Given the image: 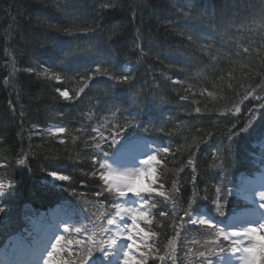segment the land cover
Returning a JSON list of instances; mask_svg holds the SVG:
<instances>
[{
    "label": "trees",
    "instance_id": "trees-1",
    "mask_svg": "<svg viewBox=\"0 0 264 264\" xmlns=\"http://www.w3.org/2000/svg\"><path fill=\"white\" fill-rule=\"evenodd\" d=\"M109 2L115 7H102V3ZM260 2L0 0V165H5L0 167V180L11 179L16 185L15 193L4 198L9 210L3 216L7 227L0 229V240L27 222L24 219L26 205L42 213L69 200L81 199L72 195V189L84 193L82 199L86 201L98 199L95 193L103 188V183L98 177L83 174L92 170L90 161L83 159L85 154L91 153L85 141L90 142V136L95 135L91 129L117 109L120 110L118 115L134 116L139 125L128 129L125 135H138L158 147H169L174 152L193 138L201 139L198 148L192 149L198 162L196 175L201 196L207 194L211 198L220 172L211 167L213 154L223 140L226 126L230 127L231 120L236 119L221 117L219 113L239 102L245 89L258 88L264 79L261 72L264 69V20L258 10ZM134 4L138 7H133ZM49 24L57 27L50 28ZM65 28L70 29L71 34L64 32ZM113 29L117 35L110 40ZM189 35L195 43L188 40ZM201 45L205 46V51H201ZM245 47L250 48L248 53L243 52ZM98 63H103L113 75H133L134 89L127 85L113 87L114 81L96 77L75 101L59 98L57 87L76 89L79 86L77 74ZM124 65L129 69L124 70ZM241 65L254 69L251 79L242 74L245 70ZM29 68L31 72L27 71ZM45 69L62 78L71 77V81L58 83L38 75ZM230 73L234 79H230ZM174 80L183 84H173ZM229 82L232 88L227 87ZM101 89L107 90L108 95L97 105L96 97ZM204 89L214 91L216 99L201 96ZM182 95L188 99H180ZM261 103L264 101L249 98L241 105L235 131H239L253 112L255 118L247 133L234 138L225 163V186L235 182L238 176L251 173L252 161L264 157ZM196 107L201 108L200 113L195 112ZM90 110L92 119L87 118ZM51 125H59L66 131L57 135L46 133ZM176 125H181L179 133L165 134L174 131ZM160 128L165 132H159ZM61 139L65 144L59 143ZM22 149L32 155L28 158V167L19 168L16 159ZM161 156H164L162 152L159 158ZM186 158L187 153L180 157ZM167 159L169 164L160 168V172L172 182L175 165L171 157ZM51 171L69 175L72 180L52 181L48 175ZM190 173L191 169H186L181 178L187 180ZM164 184L170 188L167 181ZM190 192L191 185H188L185 195ZM110 200L112 196L105 204L109 205ZM200 200L201 206L212 205L211 199ZM164 207L158 204L149 217L140 222L143 228L156 233L150 243L164 249L160 255L165 253L167 241L173 235L171 227L161 223L167 221L158 215ZM149 264L153 262L150 260Z\"/></svg>",
    "mask_w": 264,
    "mask_h": 264
},
{
    "label": "snow or ice",
    "instance_id": "snow-or-ice-1",
    "mask_svg": "<svg viewBox=\"0 0 264 264\" xmlns=\"http://www.w3.org/2000/svg\"><path fill=\"white\" fill-rule=\"evenodd\" d=\"M102 7L114 8L115 5L110 2L102 3ZM133 7H138V5L134 4ZM258 10L261 19L264 20V0H261ZM48 27L56 28L57 26L49 24ZM92 30L88 29V31ZM63 31L71 34V30L68 28L63 29ZM116 35L117 32L113 29L109 39L111 40ZM187 38L190 42L195 43L193 36L189 35ZM136 47L139 48L140 46L136 45ZM200 48L201 51L206 50L203 45ZM249 51L250 48L248 47L243 49L244 53ZM212 59H216V57H212ZM241 68L245 70L242 74L251 79L254 69H250L248 65H241ZM27 71L31 72L32 69L29 68ZM261 72H264V69H261ZM38 75L58 83H63L64 80L71 81V77L62 78L60 74L47 69ZM96 77H107L114 81L113 87L127 85L130 89H134L135 77L133 75L130 73L119 76L113 75L108 68L104 67L103 63H98L94 68L85 69L77 74L79 86L76 89L57 87L56 92H58L59 98L64 101H75L90 87L88 82ZM165 79H169V77H165ZM230 79H234V75L231 73ZM172 83L183 84L180 80H174ZM227 87L232 88V83L229 82ZM259 92L264 93V83L259 86ZM106 95H108V91L101 89L99 96L96 97V104H101L102 98ZM200 95H206L213 100L216 99V93L207 89L201 90ZM249 98L264 101V95L258 94L256 87H251L245 89L239 102L234 103L231 107H225L219 113L221 117H227L230 120L232 117H236V119L231 120L230 127L226 126L223 140H226L227 143L222 140L213 154L211 167L220 169V172L217 173L219 182L213 186L214 194L211 198L207 194L201 196L196 175L198 162L196 153L192 149L198 148L202 142L201 139L193 138L190 143L186 142L180 145L174 152L169 147L155 148L152 154H147L146 159H140L139 154L142 150L145 147L153 149V145L146 144L143 138L138 135H125L128 129H136L139 125L135 122L134 116L118 115L120 110L117 109L112 112L110 117H105L103 123L92 128L91 132L95 135L90 136V142L85 141V147L90 148L91 153L85 154L83 159L90 161L92 170L90 172L85 171L83 174L86 177L89 175L98 177L104 185L99 192L95 193L98 197L97 200L85 201V204L91 207L105 209L91 214L92 219L89 220L91 229L83 223L76 226L73 221L78 218L80 210L70 202H65L58 206V210L67 219L60 218L57 220L53 235L47 239L32 240L18 234L19 239L10 237L5 247L16 248L22 245L30 249L34 259L29 264H41V261L43 264H118L119 260H122L123 264H149L150 260L153 264L155 261H160L163 264L166 259H171L173 264H176L175 253L179 242L181 239H188L187 234L190 231H195L203 242L201 243V240L195 238H191L189 242L194 246L199 245L203 250L190 249L189 251L194 252L200 258L199 264H213L212 257H218L217 264H232L233 260L237 264H264V172L260 173L259 184H254L245 177H242L240 184L233 188H226L223 183L226 172L225 163L231 154L234 138L241 133H247L255 118L253 112L247 122L239 127V131H235L239 123L238 114L242 111L241 105ZM180 99L187 100L188 97L182 95ZM133 102L135 103V101ZM259 108L264 109V103H261ZM249 111L253 110L249 109ZM195 112L200 113L201 108L196 107ZM53 115H57V113H53ZM87 118L92 119L91 110ZM219 126L217 123V128ZM180 129L181 125H176L174 131H168L165 134L172 136L179 133ZM144 130L147 131V129ZM65 131L64 127L56 129L57 133H65ZM158 131L163 133L165 129L160 128ZM196 131H200V129ZM49 134H52L51 131ZM208 134L211 135V133ZM185 139L187 141V138ZM59 143L63 145L65 141L61 139ZM29 147L31 148V145ZM161 152L164 156L158 159ZM185 153H187L186 160L180 159ZM30 155L32 153L22 149L16 159V164L21 167H28ZM113 156L127 159L130 162L138 161L144 167L120 171L109 163V158ZM167 157H171V163L175 165L171 191L164 190L165 185L160 182L163 177L158 172V168H166L169 164L170 161ZM261 164L264 166V158H262ZM4 166L0 165V167ZM186 169H191V173L187 180H183L181 173H184ZM48 175L58 181L71 182L72 180L69 175L59 174L56 171H51ZM138 182L146 183L144 186L138 187ZM188 185H191V192L190 195H185L188 192ZM15 188L16 185L13 180H0V229L7 227L3 216L8 212L9 206L4 202V198L13 195ZM204 191L207 193V188ZM129 193L137 197V208L129 206L126 211H123L121 203L110 200L111 210H108L105 200H108L112 195L124 198ZM72 195L82 199L84 193H77L75 189H72ZM153 196L162 198L165 207L158 212V215L167 221V223L161 221L163 226L171 227L173 233L172 238L167 241L165 255H160V252L164 251L160 245L154 246L149 243L156 233L151 229L146 230L138 224V218L148 215L145 206L150 209L157 208L159 202L149 203V197ZM101 197L102 199H99ZM229 197H241L248 203L229 208ZM200 199H211L212 210L216 216L223 218V223H218L215 217L208 214L212 210L197 207ZM168 205L171 207L168 208ZM245 215L248 217L258 216V218L255 220L244 219ZM34 216L43 218L44 214L26 205L25 219H31ZM129 219L131 226L127 223ZM148 223L151 221L149 220ZM114 256H118V259L113 260ZM13 264H18V262H13Z\"/></svg>",
    "mask_w": 264,
    "mask_h": 264
},
{
    "label": "rangeland",
    "instance_id": "rangeland-1",
    "mask_svg": "<svg viewBox=\"0 0 264 264\" xmlns=\"http://www.w3.org/2000/svg\"><path fill=\"white\" fill-rule=\"evenodd\" d=\"M7 83H8V85H10L11 81L9 79H7ZM262 83H264V79H263ZM257 92L260 95L263 94V93L259 92V87L257 88ZM250 99H252V98H250ZM252 100L253 101H257V100H254V99H252ZM57 128H59V126H50V127H48L45 130V132L49 133V131H51L52 134H56L57 135V134H59V133L56 132ZM146 144L153 145V149H149L147 147L145 149H143L144 152L142 154H139V158L140 159H146L147 158V154H152L155 148H159L158 144H156L155 142H152V141H146ZM159 156H160V153L158 155V159H159ZM262 158H264V157L261 156V157H258V158L254 159L252 161V172L249 173L248 178L246 176H240L235 182L230 183V184H228L225 187L226 188H233L234 186L239 185L242 177L247 178L248 181H250V182H252L254 184H259V182H260V173L264 172V166H262V164H261ZM114 160H115V156L110 157L109 158V163H111L113 165V167L117 169V167H116L117 164L116 165L113 164ZM18 167L21 168V166H19V165H18ZM141 167H144V166L138 165L137 167H126V168L127 169H134V168L138 169V168H141ZM120 171H122V169H120ZM158 172L163 177V179L160 182L161 183H164V182L166 183V181H167L169 183V185H170V188L167 189L165 187L164 190L171 191V183L172 182H170V177L166 176L165 173L164 174L161 173L160 172V168H158ZM51 180L52 181H57V180H54L52 177H51ZM144 183H146V182H143L142 185H137V186L138 187H142V186H144ZM103 187H104V185H103ZM112 200H115L116 202L121 203L122 206H123V209H122L123 211H126L129 206H131L132 208H137L138 207L137 197H135L131 193H129L124 198H119V197H116L115 195H112ZM85 201H86L85 199H76V200H69L68 202H70L72 205H74L77 209L80 210L78 218H76L73 221V222L76 223V226H80V224L83 223L85 225H88L89 228L91 229V224L89 223V220L92 219V215L91 214L93 212H97V211H104L105 209L91 207L90 205L85 204ZM200 201L201 200H199L198 203H197V207L198 208H203V209H207V210H212L213 209V205L201 206ZM88 202H90V201H88ZM153 202H159L158 204H163L164 205V202H163L162 198L158 197V196L149 197V203L151 204ZM229 202H230L229 205H232V206L234 205V203H238V204L240 203L239 205H243V204H247L248 203L247 201L243 200L241 197H229ZM170 207H171V205H168V208H170ZM108 210H111V205L110 204L108 205ZM145 210L148 212V215H147V217L138 218V224L140 222L145 221V219H147L149 217L152 209L148 208V206H145ZM54 212L55 213H52V212L48 213V215L43 216V218H41V217H32L31 219H25V217H24V219L27 220V223H26V225L23 224L20 227L19 231H24L21 234L25 238L32 239V240H41V239H43L42 235L39 234V232H42V229L48 227L49 225H53V227H54V225L56 224L57 220L60 219V218L67 219V217L64 216L63 213L59 212L58 208ZM208 214L213 216V217H215V219H216V221L218 223L219 222H221V223L223 222V218L216 216L214 210L209 211ZM245 216H247V215H245ZM252 217L254 219L258 218V216H252ZM104 222L106 223V221H104ZM127 223L129 224V226H131L130 219L127 220ZM60 231H62V229H60ZM36 233L39 234V235H37ZM29 234H31V236H29ZM46 234H48L47 236H51L54 233H51L49 231ZM187 236H188V239H181V241L179 242V246H178L177 251L175 253V255L177 257L176 264H199V259L200 258L198 256H196L194 254V252L189 251V250L190 249H195V250L202 251L203 248L199 247V245H195L194 246L189 241H190L191 238H195L197 240H201V243L203 241H202L200 236L196 235L195 231H190L187 234ZM11 237H16V236L13 235ZM38 237H40V238L38 239ZM16 238L19 239L18 237H16ZM97 239H99V237H97ZM8 240H9L8 238H6V239L2 238L0 240V264H9V262L12 261V257L10 255H13L15 253H21L22 249L24 248L22 245H20V246H18L16 248H11V247L6 248L5 246L7 245ZM149 243H150V241H149ZM3 246L5 247L4 249H3ZM166 251H167V247H166L165 252ZM163 255H165V253ZM117 259H118V256H114L113 257V260H117ZM212 260H213V264H217L218 257H212ZM164 262H168L169 264H173V261L171 259H166L165 261H163V264H164ZM118 264H123L122 260H119ZM232 264H237V262L235 260H233Z\"/></svg>",
    "mask_w": 264,
    "mask_h": 264
},
{
    "label": "bare ground",
    "instance_id": "bare-ground-1",
    "mask_svg": "<svg viewBox=\"0 0 264 264\" xmlns=\"http://www.w3.org/2000/svg\"><path fill=\"white\" fill-rule=\"evenodd\" d=\"M127 162H130L128 161L127 159H122L119 164H118V167L117 169L120 170ZM123 169V168H122ZM143 182H138V185H142Z\"/></svg>",
    "mask_w": 264,
    "mask_h": 264
}]
</instances>
